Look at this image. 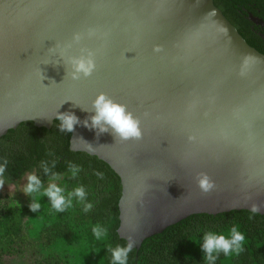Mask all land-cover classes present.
Returning a JSON list of instances; mask_svg holds the SVG:
<instances>
[{
  "label": "water",
  "instance_id": "obj_1",
  "mask_svg": "<svg viewBox=\"0 0 264 264\" xmlns=\"http://www.w3.org/2000/svg\"><path fill=\"white\" fill-rule=\"evenodd\" d=\"M81 49L96 70L73 81L67 61ZM100 93L127 105L142 138L77 124L69 150L119 177L116 232L132 250L191 215L264 204V54L213 0H0V137L24 122L50 129L63 113L83 122ZM198 173L214 191L200 192Z\"/></svg>",
  "mask_w": 264,
  "mask_h": 264
},
{
  "label": "trees",
  "instance_id": "obj_2",
  "mask_svg": "<svg viewBox=\"0 0 264 264\" xmlns=\"http://www.w3.org/2000/svg\"><path fill=\"white\" fill-rule=\"evenodd\" d=\"M213 3L247 44L264 54V0ZM249 15L260 19L263 25L252 23ZM59 124L54 120L51 128L45 129L24 122L0 137V164L8 161L5 185H17L24 176L34 173L47 188L52 173H57L60 178L55 182L66 186V192L83 186L87 193L84 203H91L92 208L85 211L84 204L73 198L70 208L57 212L45 196L39 201L41 208L32 212L29 196L19 205L6 201L7 197L0 192V264H4L5 258H26L29 253L36 264H112L108 249L126 245L116 232L121 196L119 177L96 157L71 152V133L60 132ZM42 162L50 169L47 175ZM69 164L80 168L75 178H70ZM97 173H103V179ZM237 224L246 236L244 250L231 258L221 253L215 264H264V215L246 210L215 216L191 215L145 239L139 250L129 253L127 264H205L199 246L204 232L224 233ZM96 225L108 229L106 241L95 239L92 229ZM193 236L197 244L189 242Z\"/></svg>",
  "mask_w": 264,
  "mask_h": 264
},
{
  "label": "clouds",
  "instance_id": "obj_3",
  "mask_svg": "<svg viewBox=\"0 0 264 264\" xmlns=\"http://www.w3.org/2000/svg\"><path fill=\"white\" fill-rule=\"evenodd\" d=\"M87 35L91 38L95 36L96 33L89 30ZM82 38L80 33H75L72 37V42L68 46H71V44H79ZM57 47H59V45H57ZM161 51L162 48L159 46L153 48V52L155 53ZM67 64L70 66V71L67 73L69 78L73 81H78L82 78L87 79L96 70L95 53L88 49H81V55L69 58ZM92 109L95 115L83 122L79 121L72 113L56 115L55 119L60 122L59 131L72 133L74 131V126L82 124L86 128L96 130L97 136L111 130V134L115 141L126 142L130 139L138 141L142 138L140 120L135 117L132 112L127 110V105L117 103L108 95L100 93L93 101ZM189 139L192 138L189 137ZM85 144L90 146L88 143ZM7 164V160H4V162L0 164V188H3L5 184ZM54 166L55 162H53V167ZM41 167L46 175L50 172L45 162H42ZM68 172L70 178H75L80 172V168L77 165L69 164ZM97 175L103 179V173H97ZM59 178L57 173H52L48 187L43 188L41 180L34 173L27 175V183L24 186L23 193L31 198L32 202L29 204L30 211L36 212L39 210L41 208L39 201L41 197L45 196L48 198L52 208L57 212H62L70 208L73 204V198H76L79 203L84 204L85 211H89L92 208V204L84 203L87 195L84 187L76 186L72 191L66 192V186H58L55 182L59 180ZM195 179L197 188L203 194H208L216 188L215 183L206 173H198ZM262 207H264V204L257 205L253 203L250 207V211L255 214L258 213ZM92 231L97 241L104 242L107 240V228L96 225L93 227ZM201 239L202 243H200L199 246L203 253L202 259L205 264H215L221 253L226 258L238 256L247 244L245 233L240 230L238 224L232 226L224 233L206 231ZM189 242L193 244L198 243L194 236L189 238ZM135 243V239L129 235L126 245H118L115 248L110 247L108 250L111 253L112 264H127L128 255L132 251Z\"/></svg>",
  "mask_w": 264,
  "mask_h": 264
},
{
  "label": "rangeland",
  "instance_id": "obj_4",
  "mask_svg": "<svg viewBox=\"0 0 264 264\" xmlns=\"http://www.w3.org/2000/svg\"><path fill=\"white\" fill-rule=\"evenodd\" d=\"M27 183V175L24 176L17 185L9 184L0 188L1 195L7 197L6 201H12L19 205H23L27 195L23 193L24 186ZM22 262V263H21ZM4 264H36L34 257L29 253L26 258H5Z\"/></svg>",
  "mask_w": 264,
  "mask_h": 264
},
{
  "label": "flooded vegetation",
  "instance_id": "obj_5",
  "mask_svg": "<svg viewBox=\"0 0 264 264\" xmlns=\"http://www.w3.org/2000/svg\"><path fill=\"white\" fill-rule=\"evenodd\" d=\"M254 18H256V17H254ZM248 19H249V17H248ZM256 19H258V18H256ZM250 20V19H249ZM260 20V19H259ZM251 21V20H250ZM261 21V20H260ZM252 22V21H251ZM253 23V22H252ZM262 25H263V23H262Z\"/></svg>",
  "mask_w": 264,
  "mask_h": 264
}]
</instances>
